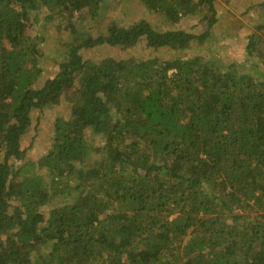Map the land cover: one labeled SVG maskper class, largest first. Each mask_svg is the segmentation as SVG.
<instances>
[{"label": "trees", "instance_id": "obj_1", "mask_svg": "<svg viewBox=\"0 0 264 264\" xmlns=\"http://www.w3.org/2000/svg\"><path fill=\"white\" fill-rule=\"evenodd\" d=\"M139 1L176 28L198 14L208 31L111 21L67 44L51 77L50 25L77 35L73 18L105 0H0V264H264V78L201 49L154 55L203 45L216 0ZM141 40L153 54H80ZM249 41L264 75V22ZM60 104L68 118L26 160L33 111Z\"/></svg>", "mask_w": 264, "mask_h": 264}, {"label": "rangeland", "instance_id": "obj_2", "mask_svg": "<svg viewBox=\"0 0 264 264\" xmlns=\"http://www.w3.org/2000/svg\"><path fill=\"white\" fill-rule=\"evenodd\" d=\"M215 8L217 23L209 30L210 37L203 45L195 43L193 47L178 54L162 49L155 52L154 55L164 59L171 57L188 59L199 54L197 50L201 49L202 55L208 58L212 57L223 65L234 61L242 72L253 73L256 77L264 78L263 72L254 67V62L248 57L246 51L251 43L249 36L255 32L258 24L264 22V0H216ZM138 20H146L160 31L177 29L179 26L197 35L208 31L206 23L201 22V17L198 14L184 18L176 28L170 26L162 14L146 11L143 3L139 0H105L102 10L96 18H92L86 12L73 18V24L78 30L77 35L72 34L71 29L68 28L59 31L56 23L50 25L51 37L42 45L45 56L44 65L50 69L49 76L52 77L58 70V64L65 61V46L73 43L75 37L83 39L106 35L111 21L129 26ZM151 53L153 54L152 50L148 49L142 40L128 49L104 45L83 48L80 51L83 59L93 61H99L107 56L117 58L147 57ZM45 79L43 74L38 86L42 85ZM68 107L60 104L33 111L32 131L22 142L23 148L27 149L26 160H38L43 156L50 144L49 128L56 117L68 118L70 113ZM96 141L100 142L97 138Z\"/></svg>", "mask_w": 264, "mask_h": 264}]
</instances>
